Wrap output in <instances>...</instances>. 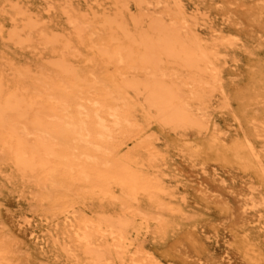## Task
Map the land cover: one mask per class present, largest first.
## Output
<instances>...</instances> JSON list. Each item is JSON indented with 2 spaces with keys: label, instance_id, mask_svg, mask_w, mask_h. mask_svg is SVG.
Masks as SVG:
<instances>
[{
  "label": "bare ground",
  "instance_id": "1",
  "mask_svg": "<svg viewBox=\"0 0 264 264\" xmlns=\"http://www.w3.org/2000/svg\"><path fill=\"white\" fill-rule=\"evenodd\" d=\"M32 1L58 15L59 30L37 39L39 20L13 0L14 30L0 34V164L67 209L78 243L115 221L119 238L85 264H165L150 250L182 224L206 234L211 223H258L253 175L202 152L226 140L264 176V0ZM125 110L130 147L116 137ZM166 156L179 161L168 166L179 183L160 166ZM63 247L70 263L75 250ZM14 259L0 239V264Z\"/></svg>",
  "mask_w": 264,
  "mask_h": 264
},
{
  "label": "rangeland",
  "instance_id": "2",
  "mask_svg": "<svg viewBox=\"0 0 264 264\" xmlns=\"http://www.w3.org/2000/svg\"><path fill=\"white\" fill-rule=\"evenodd\" d=\"M14 1L17 2V0ZM12 2L13 0H0V34L2 35L14 30L16 21L11 17L15 15L16 11H13ZM23 3L29 10V14L39 20L37 39L40 38L43 31L58 33V15L54 11L48 13L44 5H38L32 0H23ZM78 49L75 54L82 56L85 52ZM17 54L21 55L22 53ZM29 54L36 55L38 53L31 51ZM259 55V65L262 67L264 49L259 52ZM263 108L260 111L264 110ZM128 110L130 111V109ZM122 115V127L119 128L116 137L123 142L125 147H130L138 139L136 126L133 125V117L128 111H123ZM259 118L261 122L264 121L263 117ZM205 139L209 140L205 136L200 141L204 142ZM193 140L192 137L187 142L190 144ZM237 140L242 145V138L238 137ZM227 147L226 140L218 139L211 145L209 142L202 154H205L209 163L220 166H226L228 163L232 165L235 162L241 163L243 174L246 177L252 174L256 184L260 185V190L264 191V176L254 164L256 158L252 154H248L239 162V157L234 158ZM167 157L160 158V166L165 172L174 174L167 177L168 180L179 183L178 171H171V168L179 161L175 157V161L172 163L167 160ZM229 192L232 193L231 190ZM188 204L191 203L188 202ZM66 210V208H53L52 202L46 200L44 195L38 192L35 184L18 183L10 168L5 169L3 164H0V239L10 248L16 264H85L93 252L106 249L110 240L109 236L112 233L116 238H119L118 232L114 228V221L112 225L105 224L108 228L103 233L100 231L101 233L92 234L90 243L83 244L74 241L75 233L72 230L74 227H70L69 223H66L65 217L68 214ZM259 212L257 224L250 223L248 226L245 224L237 228L236 225L234 226V221L227 225L211 223L207 224L209 233L206 234L204 233L206 231L198 233L200 230L191 228V224H182L183 228L174 236L173 242L169 245L166 242L156 244L150 251L165 264H264V229H261V222H259L264 221V207ZM213 228H218L221 231H215ZM200 229H203L201 225ZM50 231H52L51 233L57 232L58 243L54 242ZM129 233L132 234V230H128V236ZM38 235L45 236L42 237L43 243L36 239ZM199 237L200 242L198 241ZM65 243L69 244L70 249L75 250L73 254L67 251L74 255V260L70 263L67 262L70 257L64 251ZM136 244L140 246V244ZM134 257L138 259L140 254H134ZM112 264L120 263L113 262ZM126 264L133 263L129 260Z\"/></svg>",
  "mask_w": 264,
  "mask_h": 264
}]
</instances>
